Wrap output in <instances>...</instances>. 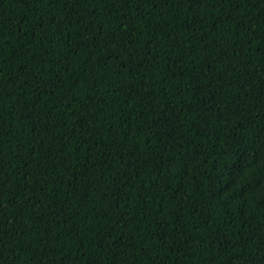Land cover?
I'll list each match as a JSON object with an SVG mask.
<instances>
[{
	"label": "trees",
	"instance_id": "obj_1",
	"mask_svg": "<svg viewBox=\"0 0 264 264\" xmlns=\"http://www.w3.org/2000/svg\"><path fill=\"white\" fill-rule=\"evenodd\" d=\"M0 264H264V0H0Z\"/></svg>",
	"mask_w": 264,
	"mask_h": 264
}]
</instances>
